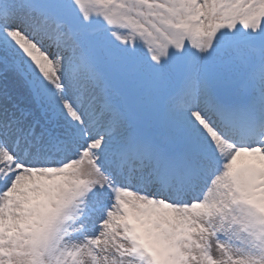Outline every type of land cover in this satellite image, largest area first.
<instances>
[{"label":"snow or ice","instance_id":"1","mask_svg":"<svg viewBox=\"0 0 264 264\" xmlns=\"http://www.w3.org/2000/svg\"><path fill=\"white\" fill-rule=\"evenodd\" d=\"M0 264H264V0H0Z\"/></svg>","mask_w":264,"mask_h":264}]
</instances>
